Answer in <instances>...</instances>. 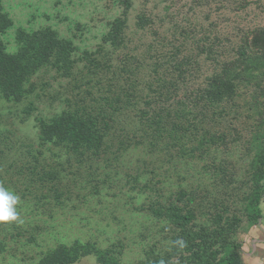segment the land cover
I'll return each mask as SVG.
<instances>
[{
    "label": "rangeland",
    "instance_id": "rangeland-1",
    "mask_svg": "<svg viewBox=\"0 0 264 264\" xmlns=\"http://www.w3.org/2000/svg\"><path fill=\"white\" fill-rule=\"evenodd\" d=\"M248 1L0 0L8 54L23 46L19 33L51 30L72 46L69 62L52 57L27 77L21 100L0 89V186L19 197L17 219L0 221V264H39L75 243L109 264H187L177 242L191 237L204 255L264 264L251 168L264 135V59L247 62L223 102L199 98L236 62L242 33L264 27V0ZM82 107L106 121L99 152L40 140L38 120ZM170 206L193 214L190 238ZM70 264L107 263L91 251Z\"/></svg>",
    "mask_w": 264,
    "mask_h": 264
},
{
    "label": "trees",
    "instance_id": "trees-1",
    "mask_svg": "<svg viewBox=\"0 0 264 264\" xmlns=\"http://www.w3.org/2000/svg\"><path fill=\"white\" fill-rule=\"evenodd\" d=\"M241 2L245 6L249 1L241 0ZM124 21L117 22L118 26L109 34L112 43L115 45L121 44V27ZM18 40L23 46L15 54H8L0 45V89L5 98L15 101L21 100L25 96L24 81L30 74L35 72L39 66L50 62L52 57L55 58L54 63L57 66L66 64L67 61H70L69 55L72 50L70 42L59 40L51 30L31 35L19 33ZM236 49V62L224 63L221 70L212 77V82L207 89L199 96L203 100H208V104L221 103L225 97H231V94L235 93L234 84L231 83L234 77L236 75L240 77L249 75V72L246 71L247 62L264 59V27L255 26L242 33ZM203 51L207 52L205 49ZM180 66L181 62L178 61L175 69L180 68ZM101 121H103V125H106V121L99 115L86 111L83 107L63 110L50 120H38L39 138L42 142L54 141L62 144L65 149L82 155L88 150L99 152L103 147L106 135L100 127ZM225 134L226 130L221 131L218 134L219 139L223 140ZM251 168L253 171L254 197L256 202L260 203L264 201V135L261 136V145L251 160ZM155 213L160 214L157 211ZM165 214L170 216L180 228V237L184 235L185 231L186 239L191 237L186 228L192 220V213L188 211L186 214H182L178 207L170 206L166 208ZM177 244L182 246L179 249L180 257L187 259V264H239L236 252L221 258H217V254L212 252L205 255L203 252L199 253L201 241L196 242V237H191V241L187 243L181 241ZM91 251H96L99 254L102 263L109 264V260L105 261L103 254L92 248L90 243H75L71 247L61 246L39 264H70ZM185 251H190L191 255L189 257L183 255ZM202 256L204 257L202 258ZM158 263L166 264L161 261Z\"/></svg>",
    "mask_w": 264,
    "mask_h": 264
},
{
    "label": "clouds",
    "instance_id": "clouds-1",
    "mask_svg": "<svg viewBox=\"0 0 264 264\" xmlns=\"http://www.w3.org/2000/svg\"><path fill=\"white\" fill-rule=\"evenodd\" d=\"M19 197L8 189L0 186V221H13L17 219L16 206Z\"/></svg>",
    "mask_w": 264,
    "mask_h": 264
}]
</instances>
